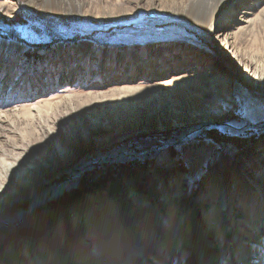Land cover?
I'll list each match as a JSON object with an SVG mask.
<instances>
[{"label": "rangeland", "instance_id": "rangeland-1", "mask_svg": "<svg viewBox=\"0 0 264 264\" xmlns=\"http://www.w3.org/2000/svg\"><path fill=\"white\" fill-rule=\"evenodd\" d=\"M245 119L264 123V0H0V224L26 218L0 230V264H191L195 233L205 264H264V125L98 163L33 208L101 154Z\"/></svg>", "mask_w": 264, "mask_h": 264}, {"label": "bare ground", "instance_id": "bare-ground-1", "mask_svg": "<svg viewBox=\"0 0 264 264\" xmlns=\"http://www.w3.org/2000/svg\"><path fill=\"white\" fill-rule=\"evenodd\" d=\"M228 47L229 48H232V49L238 48V46H237V44L235 43L234 40L232 42H230L229 45H227V48ZM245 67L248 69L249 68V65L246 63L245 64ZM246 78H248V76H246ZM263 125H264V123L252 124V123L249 122V120H246L245 119V120H242V121L232 120V121L229 122V124H227V125H219L218 127L221 129V131H223L225 133H229V134H231L233 136H242V134H245V133L249 132L250 130H253V129L254 130L255 129L256 130H259V129H261V126H263ZM194 128H195V126L192 127V128L187 129V131L185 132V134H183V135L180 134L181 135L180 137L183 138V141L187 140L189 136H191V137H193V136L194 137L199 136L201 134V132H203V130L205 129L203 127H200V128H197V129H194ZM158 154H159L158 152H156V154L154 152H152L149 155L137 154V153H135L133 150H131L129 148H124V149L123 148H121V149L118 148V150H115L113 152V155H111V156H109V154L108 155L107 154H101L99 157L93 158L91 161H89L87 163H84L82 165L77 166V169L71 170L69 172V174H68L67 179H65L64 181L59 182V183H55L53 185H49V186H47L41 192H34V193H32L33 194V196H32V199H33V208L35 206H38V205H43L44 203H47V202H52V201L58 200L63 195H65L68 191H71V190L77 188L79 186L80 182H81V179H82L83 174L87 170L94 169L95 166L98 163L131 161V160H137V159H139V160L151 159L152 160V158H154ZM260 177H262V176H260ZM133 195H134V193H133ZM133 195H131L132 198L136 197L135 195L133 197ZM132 198H130L131 201H129V203L130 202H133L132 201ZM128 207H129V212H130V216H131V219H130L129 223L131 221H135V222H131L130 225L132 226L133 230L135 231L136 238L138 239L137 241L139 242V244H141V245H139V248H138L139 249V254H140L142 260H146V257H147L146 256V252L149 249V242L146 240L147 238H145L144 235L145 234H149L150 233V230L149 229H142V232L143 233H140L139 229L138 228H135V226H136L135 224H139V223L137 222V220H135V218L133 217V215L131 213L132 212L131 211V209H132L131 206L129 205ZM195 213L196 214H195V217H194V222L197 223V221L199 219L197 218V212H196V210H195ZM67 215H68L67 210H65L64 211L63 218L66 217ZM163 216H166V215H163ZM145 217H147V216H145ZM181 217H182L181 220H184V216H181ZM24 219H26V218L25 217L22 218L21 216H19V214L17 216H15V217L13 215H8L7 218H5V221L6 222H9V223H7L4 226H2L0 224V230H12V229H16L18 227V225L20 223H22V221ZM77 221H78L79 224H81V222L83 221V218L80 217ZM97 225H98L97 226V228H98L100 225L99 224H97ZM148 226H150V225L148 224ZM142 227L143 226L140 225V229ZM179 228H180V226H179ZM98 229L100 230V228H98ZM135 229H137V230H135ZM210 234L212 235L213 233H210ZM141 235H143V237H141ZM196 235H197V233H195L196 244L195 245H191V247H192V249L194 248V250L197 252V257L195 259H192L190 263L191 264H205V262H207L208 258L207 257L205 258V256H203L204 255V252H207L209 245L210 244L212 245L213 243H215V241H214V239H209L208 237L202 236L201 234L199 235V237H196ZM149 238L151 239V236ZM84 240L87 241V243L85 245L91 246V245H98L99 244V240L96 241V239H94V240L93 239H89V240L84 239ZM35 241H33L32 243H35L36 244ZM40 241H41V239H40ZM55 241L57 243V246L63 247V242L58 241L57 238L55 239ZM45 242H47V241H45ZM91 251H92V254H91L90 257L93 258V256H94V259H95V256H98L99 257V255L102 252V251H100L99 252V255H97V252L99 251L98 248L95 249V250L92 249ZM72 256L73 255L71 254L70 257L65 262L69 263L71 261V259H72ZM246 257H247V255H246ZM101 259H103V258H101Z\"/></svg>", "mask_w": 264, "mask_h": 264}, {"label": "water", "instance_id": "water-1", "mask_svg": "<svg viewBox=\"0 0 264 264\" xmlns=\"http://www.w3.org/2000/svg\"><path fill=\"white\" fill-rule=\"evenodd\" d=\"M227 124H228V123H227ZM219 125H223V124H221V123H217V122H213V121H212V122H211V121H205V122H200V123L194 125V126H195L194 129H197V128H200V127H203V128L206 129V127H207V128H210V127H217V126H219ZM194 126H191V127H189V128H192V127H194ZM189 128L182 129V130H181V131H182L181 135L185 134V132H186L187 129H189ZM190 130H191V129H190ZM188 131H189V130H188ZM181 135H176L174 138H171V139L165 141L162 145L158 146V147L155 148V149H152V148H151L150 150H146V151H143V152H137V151H134V152L137 153V154H143V155H149V154L152 153V152H154L155 154H156V152L159 153L160 151L164 150L165 148H168L169 146H172V145H175V144H179V142L183 141V138L180 137ZM60 182H62V181H60ZM80 185H81V183L79 184V186H80ZM32 210H33V209L31 208L30 211H32ZM30 211H28V213H29Z\"/></svg>", "mask_w": 264, "mask_h": 264}]
</instances>
